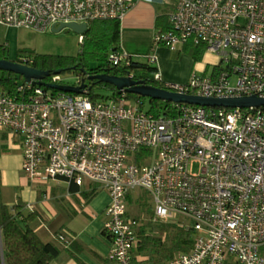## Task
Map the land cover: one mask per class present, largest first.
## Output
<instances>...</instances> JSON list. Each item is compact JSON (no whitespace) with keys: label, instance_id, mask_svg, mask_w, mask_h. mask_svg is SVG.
I'll list each match as a JSON object with an SVG mask.
<instances>
[{"label":"built area","instance_id":"1","mask_svg":"<svg viewBox=\"0 0 264 264\" xmlns=\"http://www.w3.org/2000/svg\"><path fill=\"white\" fill-rule=\"evenodd\" d=\"M138 1L0 0V26L44 31L61 23L122 20ZM169 23L155 33V43L177 50L190 42L213 57H204L209 73L166 83L170 91L258 102L171 101L157 113L124 90L93 100L31 79L13 93L0 88V130L17 135L21 169L30 180L62 178L81 186L86 179L109 193L103 230L112 264L142 260L134 255L142 217L127 213L135 189L150 194L153 222L182 216L187 221L176 223L194 232L191 248L166 264H264V0H174ZM125 55L122 50L110 60Z\"/></svg>","mask_w":264,"mask_h":264},{"label":"crops","instance_id":"2","mask_svg":"<svg viewBox=\"0 0 264 264\" xmlns=\"http://www.w3.org/2000/svg\"><path fill=\"white\" fill-rule=\"evenodd\" d=\"M173 3L174 0L163 3L147 0L136 2L120 20V45L126 54L141 61H147L150 55L155 56L151 63L157 67L158 75L165 83H185L194 63L199 65L201 71L207 70L206 63L203 64L206 62L204 57L194 62L184 53L183 46L170 50L164 44L154 42L156 17L162 12L170 13ZM16 28L6 26L8 33ZM8 33L4 41L9 58L14 59L20 46L16 43L17 39ZM10 135L0 130V140L10 138ZM16 140L14 137L13 142ZM5 146L0 147V203L7 206L23 203L24 212L36 213L31 223L34 231L42 241L52 242L59 250L51 264H112L108 259L111 240L103 230L105 208L110 202L109 193L99 183L86 179L81 186L69 184L62 178L36 183L22 172L21 149L11 151ZM90 191L93 193L88 194ZM127 200L129 204V196ZM60 235H63L62 240ZM138 249H135L134 255L136 260L142 258L139 264L166 263H156Z\"/></svg>","mask_w":264,"mask_h":264},{"label":"trees","instance_id":"3","mask_svg":"<svg viewBox=\"0 0 264 264\" xmlns=\"http://www.w3.org/2000/svg\"><path fill=\"white\" fill-rule=\"evenodd\" d=\"M157 33L170 27L169 12H162L156 17ZM80 51L75 56L38 53L30 48H21L14 59L8 56L6 41L0 43V62L14 65L22 63L23 58L29 59V65L42 71L41 78L34 81L53 92L64 94H78L64 91L61 87L82 86L91 99H103V95L96 93L95 89H104L110 92L109 98H114L119 91L109 82L98 79L97 76L111 75L116 77H129L132 81L152 86L158 89L169 90L166 83L158 77V69L148 61H141L130 55L118 63L110 60L113 53H121L120 20L95 19L87 24V30L79 40ZM185 52L189 53L194 62L200 61L204 49L201 45L190 42L183 45ZM59 71V73H55ZM69 72L77 78L73 84L63 83L62 74ZM55 77H58L54 80ZM25 81L22 75L14 72L9 66H0V88L13 93L18 83ZM81 92V93H82ZM128 98L139 100L142 105L148 98V111L160 112L171 101L150 98L137 93L128 92ZM86 192L85 194H87ZM90 191L88 194H92ZM88 196V195H86ZM25 204L16 203L7 206L0 203V264H51L57 257L59 250L52 242L42 241L34 228L32 220L37 216L35 212H24ZM151 220V215L148 219ZM161 229L168 233L163 240L160 236L146 234L143 225L138 231V251L146 253L150 260L156 263L168 262L175 252L187 251L193 243V230L191 226H179L176 222L160 224ZM178 225V226H176ZM139 264V263H137Z\"/></svg>","mask_w":264,"mask_h":264},{"label":"rangeland","instance_id":"4","mask_svg":"<svg viewBox=\"0 0 264 264\" xmlns=\"http://www.w3.org/2000/svg\"><path fill=\"white\" fill-rule=\"evenodd\" d=\"M157 6V5H155ZM162 8H168L163 6ZM8 31L6 29V26H0V43H2L7 35ZM8 35H11V37L17 39V45L21 48H30L35 50L38 53H47V54H55V55H65V56H75L79 53L81 47L79 44V38L78 34L73 32L70 28H63L58 32H53L51 30V26H49L44 31L34 30L31 28H25V27H18L14 31L8 33ZM18 54V50L16 51ZM190 58V54L185 52ZM203 57L208 60V62H211L213 60L212 56L203 55ZM203 57L201 60H203ZM199 63V62H198ZM207 64V73L211 70L210 63L203 62V64ZM150 65H153L150 63ZM199 65L197 63H194L192 71L190 74H192L194 71H196V74L201 75L202 71L198 68ZM189 78V77H188ZM62 80L63 83L73 84L76 82L77 78L72 73L66 72L62 74ZM96 93H99L103 95V99H108L110 92L104 89H95ZM143 108L146 110L149 106L148 98L144 101ZM11 134V133H10ZM17 139V135H10V138L7 137L5 140H0V147L1 145H6L5 149L16 151L21 149L19 146V143L13 142V138ZM130 197V203L127 204V210L131 216L136 217H142L141 222L146 228V234L150 233L151 235L160 236L163 240L165 239L166 234L168 233L167 230L161 229L163 225L167 222H160V221H148L150 215L152 214V202H151V196L143 189H135L132 190L129 194ZM143 209V212H142ZM180 221L184 222L187 221L182 216H177L174 218V222ZM178 226V225H176ZM177 252H175L176 254ZM167 263V262H166ZM165 263V264H166Z\"/></svg>","mask_w":264,"mask_h":264},{"label":"water","instance_id":"5","mask_svg":"<svg viewBox=\"0 0 264 264\" xmlns=\"http://www.w3.org/2000/svg\"><path fill=\"white\" fill-rule=\"evenodd\" d=\"M70 28L73 32L77 33L78 35H82L87 30L86 23H61L57 26L51 25V30L53 32H58L63 28ZM1 67H10L14 72L19 75H22L25 81H29L31 79H38L42 76V71L33 68L30 65L23 64V63H16L14 65H9V63L0 62ZM55 73H59V71H55ZM99 80L104 82H109L115 85L119 93L124 90L125 92H133L143 96H147L150 98H158L161 100L173 101V102H185L191 104H199V105H240L244 106L245 104H251L258 102L256 99H251L247 102L239 101V99H212V98H205L199 96H189L184 94H179L176 92L168 91L165 89H158L152 86H147L138 83L137 81L130 80L129 77H116L111 75H101L97 76ZM64 91L74 92V93H81L82 86H68V87H61Z\"/></svg>","mask_w":264,"mask_h":264}]
</instances>
